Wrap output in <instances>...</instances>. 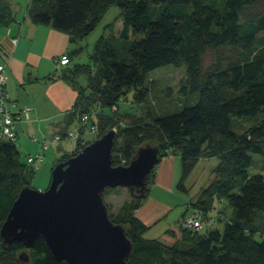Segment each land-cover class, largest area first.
Wrapping results in <instances>:
<instances>
[{"label":"trees","instance_id":"trees-1","mask_svg":"<svg viewBox=\"0 0 264 264\" xmlns=\"http://www.w3.org/2000/svg\"><path fill=\"white\" fill-rule=\"evenodd\" d=\"M8 3L0 0V26L8 27L13 16ZM113 5L121 8L122 28L97 40L93 64L70 66L80 46L65 53L69 63L60 65L62 78L79 92L74 119L99 110L98 136L117 128L114 165L128 164L145 142L158 144L160 157L179 154L181 190L186 191L185 181L200 158L218 157L213 179L188 205L207 225L213 223L209 212L216 208L217 198L232 209L229 214L226 207H219L215 221H225L223 229L201 234L175 221L160 237H146L149 227L136 210L155 181L154 169L143 194H134L117 211H109L114 222L127 227L133 242L128 263L264 264V226L259 221L264 215V175L250 171L253 154L264 160V9L259 10L264 0H32L28 12L34 23L68 33L75 46ZM210 49H228L226 62L222 64L220 56L218 63L205 67L204 55ZM166 65L186 66L180 87L186 99L183 106L162 115L151 107L147 118L121 114L117 106L130 91L132 103L150 101L155 87L150 73ZM197 94L198 100L190 104L189 97ZM245 117L256 122L241 133L233 122ZM83 139L72 155L84 147ZM35 169L21 159L16 142L0 141V228ZM113 190L107 187L104 197ZM24 249L22 241L4 246L0 238V264H22L18 254ZM29 264L70 263L56 259L41 236L30 250Z\"/></svg>","mask_w":264,"mask_h":264},{"label":"water","instance_id":"water-1","mask_svg":"<svg viewBox=\"0 0 264 264\" xmlns=\"http://www.w3.org/2000/svg\"><path fill=\"white\" fill-rule=\"evenodd\" d=\"M117 129L112 127L78 153L59 161L45 190L27 184L14 200L1 228L4 246L22 241L18 254L29 264L30 250L44 237L55 258L70 264H129L133 242L127 227L109 215L107 187L143 194L160 162V146L145 142L128 164H113Z\"/></svg>","mask_w":264,"mask_h":264},{"label":"crops","instance_id":"crops-1","mask_svg":"<svg viewBox=\"0 0 264 264\" xmlns=\"http://www.w3.org/2000/svg\"><path fill=\"white\" fill-rule=\"evenodd\" d=\"M31 1L27 2L25 11H20L24 12L22 18H19L12 3H8L13 16L0 39V50L4 51L1 61L7 64V91L20 105L29 104L35 109L30 122L17 123V141L23 135L29 138L33 133L39 132L41 136L54 133L57 130V120L61 121L62 118L68 127L75 120L72 110L79 94L78 90L62 78L61 69L64 66L57 62L62 54L73 47L70 35L51 25L34 23L28 12ZM87 134L90 133L85 131L83 137ZM155 174V181L150 186L146 199L136 210V215L149 227L147 233L157 228L171 213H174V218L169 223L182 222L189 215L188 202L192 199L183 197V193L176 189L182 176L179 154L169 153L162 156L155 168ZM167 227L168 224H165L155 233L159 234Z\"/></svg>","mask_w":264,"mask_h":264},{"label":"rangeland","instance_id":"rangeland-1","mask_svg":"<svg viewBox=\"0 0 264 264\" xmlns=\"http://www.w3.org/2000/svg\"><path fill=\"white\" fill-rule=\"evenodd\" d=\"M12 3V6L17 11L19 18H22L23 13L21 10L25 11V6L29 0H8ZM264 5L259 7V10H263ZM123 18L121 17V8L117 5L111 6L104 16L101 18L98 26L85 38L81 39L77 45H73L72 48L82 47L81 52L73 55V59L70 63V66H75L77 64H93L92 55L94 53V48L97 40L102 35H109L110 32L119 33L122 28ZM7 27H0V39L5 34ZM70 51V50H69ZM3 52L0 50V62L3 59ZM65 54V53H64ZM63 55V54H62ZM61 55V56H62ZM60 56V57H61ZM222 57V61L224 64L229 56V50L223 49H210L204 55V64L205 67H210L211 65H215L219 61V57ZM59 59V58H58ZM186 77V66H174V65H166L159 68L154 69L150 73V79L155 81V87L153 88L152 95L150 101L147 104L137 105L132 103L134 97V91H130L126 96L121 98V104L117 106L121 112V114H130L131 115H141L144 117H148L149 112L151 111V107L158 115H162L168 112H173L183 106L185 103V96L180 92V87L183 79ZM81 84L86 86L85 79H81ZM199 95H194L189 97L190 104H194L198 100ZM129 98L128 101L125 99ZM261 119V118H260ZM53 122L54 119H51ZM58 122L55 124L57 126V130H54V133H47V137L50 140L52 135L57 134V132H61L62 134L66 132H71L78 125V121L75 119L69 126L62 118V120H57ZM60 121V122H59ZM256 120H250L249 118H234L233 126L239 132H245L249 127H251ZM60 123V124H59ZM50 124V123H49ZM63 127V128H62ZM59 130V131H58ZM36 136L43 138L41 134L38 132ZM95 137L92 134H87L80 145L89 144L93 141ZM17 145L21 151V159L23 161L26 160L28 153L36 154L38 153L42 146L40 141H35L32 137H26V135L21 136V138L17 141ZM78 140L74 138H70L64 136L58 142H54L52 146L45 150V158L41 165L36 168L32 175L28 177V181L30 185L34 188L45 190L49 187L52 179V169L60 160H66L70 156H72L73 152L77 151ZM219 163L218 157H206L201 158L196 165L194 166L191 174L187 177L185 181V190H181L178 187V181L176 185V189L182 192L183 197H189L195 200L201 189L207 186L214 177V168ZM250 171L252 173H261L264 175V160L261 154L255 153L253 154V163L250 167ZM132 193L127 187H115L113 192L104 197L105 202L109 211H117L118 208L128 200H131ZM178 197H175L177 199ZM191 200V199H190ZM189 200V201H190ZM180 203L179 200H177ZM183 204V203H182ZM185 209V205L182 206ZM219 207H226L227 212L230 214L232 209L229 206V203L225 200L219 201L217 198L216 208L212 209L210 215L214 216L213 223L210 221L209 225L203 222L202 227L194 228L196 230H200L201 234L207 233V230L210 228H220L223 229L225 226V221L221 223H217L215 220L221 214L219 212ZM189 215L185 216L183 220L190 215L197 213L193 207L189 206ZM221 211V210H220ZM176 213V211H175ZM174 213L168 217H166L160 225L157 226L154 230L146 233V237L148 238H158L160 235L166 230H163L159 234H156L155 231H158L165 224H168V227L171 223H169L170 219H173ZM182 220V222H183ZM259 221L262 222L264 226V215L260 216ZM212 223V225H211ZM183 225V223H182ZM207 225V226H206ZM210 226V227H209ZM167 227V228H168ZM192 229V230H194ZM259 236V235H258Z\"/></svg>","mask_w":264,"mask_h":264},{"label":"built area","instance_id":"built-area-1","mask_svg":"<svg viewBox=\"0 0 264 264\" xmlns=\"http://www.w3.org/2000/svg\"><path fill=\"white\" fill-rule=\"evenodd\" d=\"M57 62L59 65L68 64V55L63 54L61 57H59ZM5 71L6 64L0 62V141L9 140L16 142L18 137V132L16 129L17 123L23 121L30 122L35 109L29 104L20 105L16 100L11 98L6 88L7 75ZM98 115L99 110L77 114L78 125L73 131L66 132L64 134H54L50 140L45 134L42 135L43 138L40 140V138L37 137L35 133H33L31 137L37 142L40 141L42 148L35 155L28 154L26 157L27 163L38 168L44 161L45 150L48 149L54 141H59L64 136L79 140L85 134V131H88L94 137H97L100 131ZM182 223L184 228L189 229L199 228L203 225V221L197 213L185 218Z\"/></svg>","mask_w":264,"mask_h":264}]
</instances>
